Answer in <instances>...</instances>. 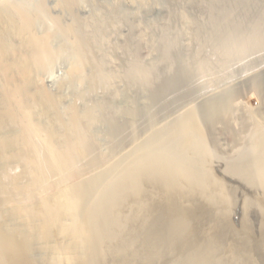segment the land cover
Instances as JSON below:
<instances>
[{"label":"bare ground","instance_id":"bare-ground-1","mask_svg":"<svg viewBox=\"0 0 264 264\" xmlns=\"http://www.w3.org/2000/svg\"><path fill=\"white\" fill-rule=\"evenodd\" d=\"M77 1L47 0L44 5L49 2L55 11L59 12L72 7ZM37 16L38 14L32 15L16 6L11 0H0V264H96L95 250L100 246V231L108 226L110 220L115 222L108 214L115 215L112 205L116 202L112 203V200L115 196L120 198V191H131L133 195H137L148 191L145 186L150 189L159 186L175 191L182 186L178 181L185 178L190 180V190L186 192L189 197L201 195L211 204L224 207L232 202L231 190L238 186L237 183L226 182L217 175L228 171L250 190H256L254 193L257 196L259 191L264 192V52L257 54L259 57L255 61L253 57L252 63L246 64L243 70L234 75V79H239H233L234 83L237 82L235 85L229 83L232 76H220V70L223 69L224 73H227L226 70L233 64L232 61H239L248 55L264 51V0H232L231 8L217 15L211 34L217 35L218 41L213 47L206 45V48L211 47L208 52L212 55H204L201 71L204 69L203 72L214 75L215 80L212 81L218 82V85L214 83L217 88L221 82L226 84L228 81L229 85L219 87L220 91L215 87L218 92L213 90L216 93L210 92V96L202 98L195 116L193 113L184 115L183 126L178 127L175 121L171 124L175 130L186 131V143L194 146L197 160L193 169L186 170L182 164L171 165L166 158L160 161L144 158L139 166L137 164V170L126 174L134 179L142 174L136 186L129 184L130 176L121 183H110L113 174L111 171L119 168L123 162L119 164V160H111L104 152L97 134L86 131L92 128L81 126L82 110L77 102L71 101L70 97L66 96L67 93L65 95L62 91L69 82L60 83V92H52L41 77L51 60L62 52H68L72 58L69 79H72L73 83L82 84V80H86L92 90L96 84L109 90V93H117L118 73L108 74L93 61V56L90 55L92 52L89 53L90 49L93 50L91 42L84 34L77 33L73 22L63 23L58 16H54L57 31L70 39L67 45V48H70L66 51L67 48L54 44L58 32L47 29L39 31L36 28ZM80 20L79 16H74V22ZM215 35L211 37L216 41ZM209 37L210 35H205L204 39ZM214 54L218 57L213 56ZM102 62L100 64L104 65ZM186 68L182 67L183 70ZM189 70L186 69L187 72ZM206 83L208 85L207 81ZM167 86L169 88V85ZM81 93L83 92L78 94L77 101L83 97ZM66 106V113L70 114L67 118L62 111ZM186 111L188 112L187 109ZM126 114L124 115L127 116ZM131 115L130 120H136V116L133 117V113ZM90 117H93L92 113L86 116ZM91 121L93 123L95 118ZM133 121L129 122L127 131L134 128ZM117 129L116 132L122 128ZM208 138L212 140L217 151L210 150ZM152 142L155 144L156 141ZM214 152L216 153L213 154ZM157 155L156 160L160 159ZM207 157H212V161L215 158L214 163L208 165ZM154 166L165 170L155 171ZM105 192L110 198L109 204ZM96 196L99 200L98 207L93 203ZM247 198L246 201L251 203L252 200ZM258 200L260 203L254 205L264 216V198L260 197ZM150 205H154V202L144 199L140 208L148 215ZM179 216L163 219L159 213L152 211V221L146 223L144 219L141 225L134 227L138 230L146 223V228L142 230L145 242L139 246L135 260L146 257L158 263V258L166 260L169 255L172 258V252L177 248L181 252L175 255V264H229L230 261L236 264H258L249 255L219 256L215 247L208 243V232L197 243L184 245L179 238L186 228V223ZM233 235L240 234L235 232ZM186 246H190L187 251ZM79 255L86 258L82 259ZM171 258L168 261L172 262ZM101 259L100 257L99 260ZM99 263L101 264V261Z\"/></svg>","mask_w":264,"mask_h":264},{"label":"rangeland","instance_id":"rangeland-1","mask_svg":"<svg viewBox=\"0 0 264 264\" xmlns=\"http://www.w3.org/2000/svg\"><path fill=\"white\" fill-rule=\"evenodd\" d=\"M11 1L16 6L23 8L32 15L38 14L35 18H37L36 28L39 31H45V29H47L51 32H58V37L55 38L54 44L62 46L64 49L67 48L70 39L62 32L57 31L56 25L54 24V16H58L60 18L59 20L63 23L73 22L77 29V33L84 34L91 42V48L93 50L91 51L90 49L89 53L92 52L90 55L91 57L93 56V61L100 66L102 71L108 74H112L113 72L118 73L119 78L116 81L118 88L117 93H109V90L104 88L103 90L102 87L100 88V86H96V84L92 90L91 86H88V83H86V80H82V84L73 83L72 79H69V67L71 66L72 58L69 57L70 54L68 52H66V54L62 52L61 55L59 53L57 58L55 57L51 60L48 68L41 76L42 79L45 80L48 90L52 92H60V83L65 81L69 82L68 86H66L64 90L62 89V91L63 93L65 92V95L67 93L66 96H69L71 101L74 100V102H77L79 109L82 110L81 117L83 120L80 121L81 126L83 128H92L86 131L97 134L96 136L101 141L104 152L109 155L111 160H119V164L123 162L118 166L122 170L116 168V170L111 171L113 174L111 175L112 180H110V183H115L117 181L121 183L127 180L130 175L128 176L126 174H131L129 173L131 170H137L136 168L139 166V163L143 161L141 159L144 158H149L153 161H160L166 158L167 161L172 163L171 165H173V163L182 164L184 168L186 167V170L193 169V164L197 160L194 146L186 143L188 140L186 131L175 130L171 124L175 121L178 127L183 126L185 114L188 116L193 113L192 115L195 116L198 105L201 104L206 96L208 97L211 93H216L214 92L215 90L221 86L225 87L226 84H228V81L226 84L221 82L219 84L220 86L217 88L215 84L218 85V82L212 81V79L215 80L214 75L203 72L204 69L202 71L201 69L204 65V55L211 54V52H208L211 49V47L209 49V46L211 45L213 47L218 41L217 35L214 33L211 34L216 19L218 18L217 15L222 12H227V10L231 8L232 0H78L76 4L73 5L74 7L72 6L73 8H65L59 12H56L49 2L47 5H44L47 0ZM79 6H81L80 9ZM76 9H78V11ZM73 10L75 12H72ZM75 15L79 16L81 20L74 22ZM207 32L208 34H205ZM202 33H204V35ZM205 35H207V37L210 35L209 39L212 38V35H215L217 40L215 41V38L210 39L214 42L210 41L208 38L205 40ZM206 45H209L207 46L208 49ZM147 47L148 49H145ZM69 48L70 47H68L66 51H69ZM263 52L264 51L256 52L248 55L245 59L232 61L231 63L233 64L226 70L227 73H224L223 69L220 70V76H232L233 78L230 79L232 81H229V83L230 85H235L237 82H233L234 75H237L243 70V66L245 67L246 64L252 63L253 57L255 61ZM217 54L213 56L218 57ZM101 62L104 65H101ZM187 66H190V68ZM182 67H187V70L190 69L189 72H187L186 69L183 70ZM190 72H194L195 74H191ZM166 78H168V80ZM235 79L239 81L237 77ZM206 81L208 85H206ZM167 85H169V88H167ZM209 85L211 86L207 87ZM161 87L163 90H161ZM157 89L160 93L157 92ZM80 92H83L85 95L81 93L83 97L80 96L81 99H78V102L77 98ZM205 92L206 94H204ZM208 92L211 93L209 94ZM158 95L159 97L157 98ZM202 95H205V97ZM137 106H141V108ZM145 109L147 111H145ZM67 110V106L65 109L62 108L66 118L70 115L66 113ZM89 113H92L93 117L86 118ZM99 113L102 114L99 115ZM132 113L133 117L136 116V120L135 118L130 120ZM91 118H95L96 122L94 121L92 123ZM108 118H110V120ZM113 120L114 122H112ZM130 121H133L134 128L132 126L131 128L133 129L127 131L126 127H128ZM116 127H119L118 129L122 128L118 131L119 133L116 132ZM152 141H156L155 144H153ZM191 141L193 142V140ZM208 141L209 142H206L209 144L210 150L217 151L216 146L211 142L212 140L208 138ZM212 143L213 145H211ZM150 144L153 145L151 146ZM212 147L215 148L213 149ZM150 148L151 150H149ZM168 152L170 154H168ZM215 153L216 152L213 154ZM155 155L159 156L160 159L156 160ZM214 160L215 158L212 161V157L206 158L208 165L214 163ZM166 165L168 167L167 163ZM153 168H155V166ZM154 170L162 172V170L164 171L165 169L162 168V170H160L159 168H155ZM194 171L198 172L197 170ZM114 172L116 173L114 174ZM136 173L139 174L140 172L136 171ZM141 175L136 176L135 179L130 176L131 182H129V184L136 186ZM217 175L226 182H235L238 185L237 188L233 187V189L236 188L235 190H231L232 202L224 207L211 204L201 195L189 197L186 192L190 190V180H186L185 178H181L178 181L180 186H182L175 191L159 186H154L151 189L148 188L149 186H145L148 191L141 192L137 195H133L131 191H120V198L115 196L112 200V203L113 201L116 202L112 205L115 215L113 216L112 213L108 214L115 222L113 223L110 220L107 224L108 226L106 225L107 227L100 231V246L95 250L97 255L96 264H100V261L101 264H170L172 262L175 264V255L181 252L177 248L173 250L172 254L174 256L172 258L170 255L167 258L165 257L166 260H159L158 258V263L156 260H151V262L149 258L147 259L146 257L144 259L142 258V261L138 260V258L137 261L134 258L136 257L139 246L145 242L142 230L146 228V223L152 221V211L159 213L163 219L180 215L179 218L185 220L186 228L179 238V241L184 245L197 243L206 235V232H208L210 236L208 243L215 247L219 256L240 257L242 255H249L258 264H264V216L260 214L255 207V205L260 203L257 202L259 201L258 199H260V197L264 198V192L259 191V196H257L254 193L257 192L256 190H250L242 182L235 179L231 172L223 171ZM105 194L107 196V204H109L110 198L106 192ZM246 196H248V198ZM245 198L248 200L250 199V201L252 200L251 203L247 202ZM253 198L256 200L255 202ZM94 199L93 203L98 207V196ZM144 199H148L151 203L154 202V205H150V212L148 215L146 211L140 208L141 201ZM144 219H146V223L142 228L135 230L137 226L143 223ZM106 228H108V230ZM235 232L237 235L240 234V237L234 236L233 234ZM189 247L190 246H186L185 251H187ZM98 255L99 258H102L101 260H99ZM79 256L82 259L86 258V256ZM170 258L171 260L173 259L172 262L168 261ZM86 263L92 264L90 262ZM229 264L236 263L230 261Z\"/></svg>","mask_w":264,"mask_h":264}]
</instances>
